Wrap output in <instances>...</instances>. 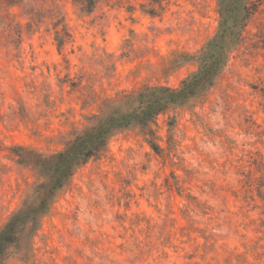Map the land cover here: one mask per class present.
<instances>
[{
  "label": "rangeland",
  "instance_id": "1",
  "mask_svg": "<svg viewBox=\"0 0 264 264\" xmlns=\"http://www.w3.org/2000/svg\"><path fill=\"white\" fill-rule=\"evenodd\" d=\"M256 1V0H255ZM217 0H0V227L106 98L177 87L218 27ZM214 84L74 170L3 264H264V0ZM56 39H61L59 45ZM260 191V192H259Z\"/></svg>",
  "mask_w": 264,
  "mask_h": 264
},
{
  "label": "trees",
  "instance_id": "2",
  "mask_svg": "<svg viewBox=\"0 0 264 264\" xmlns=\"http://www.w3.org/2000/svg\"><path fill=\"white\" fill-rule=\"evenodd\" d=\"M2 1L12 6L24 0ZM75 1L83 11L89 12L97 0ZM258 1L217 0L219 23L215 34L196 52L177 54L182 61L194 60L197 64V69L177 87L146 85L134 91H122L117 99H104L100 112L91 116L89 125L74 131L62 150L49 155L27 150L28 155L23 160L36 170L41 180L34 184L21 206L0 227V264L17 235L38 228L57 191L66 185L76 168L105 151L112 135L129 127H138L151 148L159 149L152 128L156 117L202 96L214 84L232 51L241 44L244 26ZM56 40L62 44L61 39Z\"/></svg>",
  "mask_w": 264,
  "mask_h": 264
}]
</instances>
